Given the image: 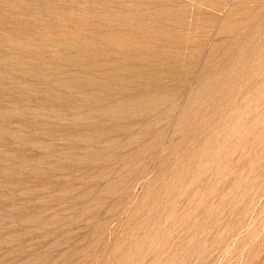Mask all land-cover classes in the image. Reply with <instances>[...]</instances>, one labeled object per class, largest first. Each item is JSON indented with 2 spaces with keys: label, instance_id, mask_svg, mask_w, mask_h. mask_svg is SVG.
Returning <instances> with one entry per match:
<instances>
[{
  "label": "rangeland",
  "instance_id": "1",
  "mask_svg": "<svg viewBox=\"0 0 264 264\" xmlns=\"http://www.w3.org/2000/svg\"><path fill=\"white\" fill-rule=\"evenodd\" d=\"M0 264H264V0H0Z\"/></svg>",
  "mask_w": 264,
  "mask_h": 264
}]
</instances>
